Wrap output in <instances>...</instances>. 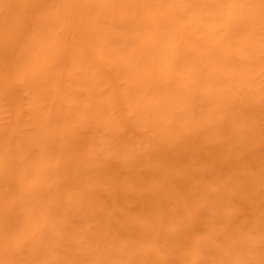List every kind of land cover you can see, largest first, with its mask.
<instances>
[{
    "label": "bare ground",
    "instance_id": "obj_1",
    "mask_svg": "<svg viewBox=\"0 0 264 264\" xmlns=\"http://www.w3.org/2000/svg\"><path fill=\"white\" fill-rule=\"evenodd\" d=\"M0 264H264V0H0Z\"/></svg>",
    "mask_w": 264,
    "mask_h": 264
}]
</instances>
